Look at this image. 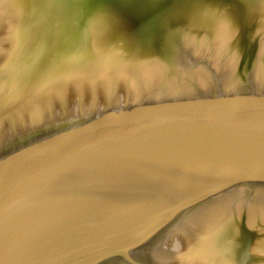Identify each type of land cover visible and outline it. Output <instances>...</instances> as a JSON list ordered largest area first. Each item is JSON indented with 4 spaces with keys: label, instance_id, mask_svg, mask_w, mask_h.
Here are the masks:
<instances>
[{
    "label": "water",
    "instance_id": "95a60500",
    "mask_svg": "<svg viewBox=\"0 0 264 264\" xmlns=\"http://www.w3.org/2000/svg\"><path fill=\"white\" fill-rule=\"evenodd\" d=\"M0 264H264V0H0Z\"/></svg>",
    "mask_w": 264,
    "mask_h": 264
}]
</instances>
